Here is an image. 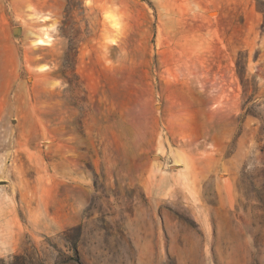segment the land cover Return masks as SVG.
I'll use <instances>...</instances> for the list:
<instances>
[{"label": "rangeland", "instance_id": "1", "mask_svg": "<svg viewBox=\"0 0 264 264\" xmlns=\"http://www.w3.org/2000/svg\"><path fill=\"white\" fill-rule=\"evenodd\" d=\"M0 264H264V0H0Z\"/></svg>", "mask_w": 264, "mask_h": 264}, {"label": "bare ground", "instance_id": "2", "mask_svg": "<svg viewBox=\"0 0 264 264\" xmlns=\"http://www.w3.org/2000/svg\"><path fill=\"white\" fill-rule=\"evenodd\" d=\"M45 38H46V39H51V37H50L49 34H45ZM38 40H39V43H40V44H44V43H45V42H44V38H39Z\"/></svg>", "mask_w": 264, "mask_h": 264}]
</instances>
